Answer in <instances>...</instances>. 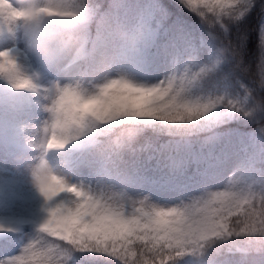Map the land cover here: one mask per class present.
<instances>
[{
    "label": "snow or ice",
    "instance_id": "snow-or-ice-1",
    "mask_svg": "<svg viewBox=\"0 0 264 264\" xmlns=\"http://www.w3.org/2000/svg\"><path fill=\"white\" fill-rule=\"evenodd\" d=\"M138 28L152 51L55 101L47 146L87 136L86 179L42 183L71 196L0 264H264V0H147Z\"/></svg>",
    "mask_w": 264,
    "mask_h": 264
},
{
    "label": "clouds",
    "instance_id": "clouds-1",
    "mask_svg": "<svg viewBox=\"0 0 264 264\" xmlns=\"http://www.w3.org/2000/svg\"><path fill=\"white\" fill-rule=\"evenodd\" d=\"M86 5L87 0H0V31L18 32L25 48L46 64L61 71L69 68L75 70L64 84L53 81L42 93L48 101L44 105L45 110L50 114L43 125V143L46 146L53 135L64 139L61 130L53 125L56 119L54 104L65 88L86 100L98 91L99 86L124 75L121 66L114 63L117 52L113 48L98 50L89 43ZM111 31L114 39L123 44L129 53H135L144 40L138 27L126 30L116 26ZM86 64L91 66V73L82 69L81 66ZM0 78L9 81L12 86L23 84L14 88H36L32 79L18 65L15 54L9 50H0ZM88 107V104H83L85 110ZM69 140L72 139L65 140L64 145ZM30 175L41 195L40 185L50 182L53 177L71 185L67 177L53 173L43 164L34 166ZM43 220L31 234L39 230ZM72 255L64 254L59 264H71Z\"/></svg>",
    "mask_w": 264,
    "mask_h": 264
},
{
    "label": "rangeland",
    "instance_id": "rangeland-1",
    "mask_svg": "<svg viewBox=\"0 0 264 264\" xmlns=\"http://www.w3.org/2000/svg\"><path fill=\"white\" fill-rule=\"evenodd\" d=\"M6 32V37L2 33L0 34L2 36L0 50L13 49L14 46L21 48L14 53L15 58L28 76L33 74L30 78L36 88L18 89L11 85L9 86V97L0 101V139L5 142L12 139L11 145L0 146V215L5 214L4 210H20L21 213L18 216L26 217L32 213V209L37 208V204L45 200L37 185L32 181L30 170L34 166L43 164L51 171L50 162L54 159L59 160L61 155L59 148H48L43 143V125L50 114L44 107L48 103L47 98L41 94L48 89L53 81L64 84L75 70L61 71L46 64L25 48V45L22 44L24 41L18 32ZM107 49L109 48L107 47ZM123 54L125 53L121 54V62L115 63L114 61L116 65L121 66L127 63V55ZM118 57L119 53L117 52L116 59ZM76 139L69 140L65 145L74 144ZM86 170L87 168L81 169L82 178L78 177L74 182L69 179L66 172L61 174L68 178V183L75 184L85 181ZM70 196V193H64L60 195V198H56V202ZM51 204L52 201H44L45 217L46 209ZM3 219L4 217H0V224L3 223ZM43 219L39 217V221ZM16 220L19 222L18 217ZM3 230L7 229L3 227Z\"/></svg>",
    "mask_w": 264,
    "mask_h": 264
},
{
    "label": "trees",
    "instance_id": "trees-1",
    "mask_svg": "<svg viewBox=\"0 0 264 264\" xmlns=\"http://www.w3.org/2000/svg\"><path fill=\"white\" fill-rule=\"evenodd\" d=\"M93 0H87V5H86V13H87V17L89 16V9H90V5L92 3ZM249 47L251 48L252 45L250 44Z\"/></svg>",
    "mask_w": 264,
    "mask_h": 264
}]
</instances>
